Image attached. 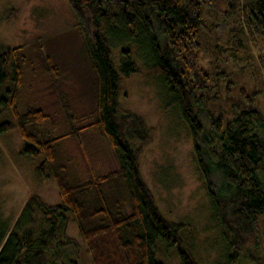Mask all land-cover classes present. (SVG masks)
I'll return each instance as SVG.
<instances>
[{
	"label": "trees",
	"instance_id": "1",
	"mask_svg": "<svg viewBox=\"0 0 264 264\" xmlns=\"http://www.w3.org/2000/svg\"><path fill=\"white\" fill-rule=\"evenodd\" d=\"M217 2L72 0L77 9L87 12L94 28L91 35L85 29V46L98 88L94 121L75 134L99 130L120 167L85 184L73 183L58 164L56 146L65 138L43 139L35 132L50 119L44 110H19L23 48L0 51V137L16 129L20 132L25 141L22 154L44 157L39 177L42 183L57 182L62 201L51 206L31 194L15 222L4 220L0 212V264H80L62 259L66 249L81 247L68 236L73 221L94 264H162L156 258L160 247L176 250L181 264H199L185 248L183 225L165 219L143 179L139 159L151 141L152 128L120 103L123 82L134 75L159 78L189 126L214 214L234 234L229 263L264 264V114L253 108L236 109L229 119L208 111L207 125L199 115L207 109L211 82L200 65L199 34L205 9ZM245 10L249 24L264 27V0ZM114 45L136 46L151 66H139L134 51L125 48L118 67ZM47 61L57 78L56 68ZM113 180L124 181L129 215L119 202L114 201L117 216L110 209L100 185ZM92 192L102 205L92 199Z\"/></svg>",
	"mask_w": 264,
	"mask_h": 264
},
{
	"label": "rangeland",
	"instance_id": "2",
	"mask_svg": "<svg viewBox=\"0 0 264 264\" xmlns=\"http://www.w3.org/2000/svg\"><path fill=\"white\" fill-rule=\"evenodd\" d=\"M260 1L218 0L204 11L199 56L211 82L207 109L199 115L206 125L208 111L229 119L236 109L253 108L264 114V27L249 24L245 10ZM85 29L90 35L94 30L87 12L77 9L72 0H0V51L22 47L25 56L19 110L25 113L32 108L42 109L50 118L35 129L40 138L66 140L94 121L98 88L85 46ZM125 48L134 51L139 66H151L136 46L114 45L118 67ZM47 59L56 68L57 78ZM172 102L156 76L134 75L123 82L122 107L143 117L152 128L151 141L139 159L143 179L165 219L183 225L185 248L199 264H230L228 257L234 248L229 242L234 234L214 214L206 181L195 159L190 128ZM52 127L56 132L51 135ZM82 132V147L74 143L73 148H66L71 140H66L65 146L59 147L64 140L56 146L58 164L67 174L71 176L74 168L97 179L119 170L113 148L103 134L97 129ZM24 147L17 129L0 137V212L4 220L12 222L19 217L29 193L37 195L39 190L38 165L42 160L24 156ZM70 156L72 160L65 163ZM40 183L46 185L41 179ZM117 183L102 184L103 191L115 216L118 208L114 201L119 202V193L126 203L125 214L129 215V195L126 197L122 189L120 192ZM46 191L51 193L52 187L47 186ZM68 236L82 245L79 251L66 249L62 259L94 264L85 252L77 222L70 224ZM156 258L162 264H181L176 250L160 247Z\"/></svg>",
	"mask_w": 264,
	"mask_h": 264
},
{
	"label": "crops",
	"instance_id": "3",
	"mask_svg": "<svg viewBox=\"0 0 264 264\" xmlns=\"http://www.w3.org/2000/svg\"><path fill=\"white\" fill-rule=\"evenodd\" d=\"M71 124V123H70ZM56 132V129H55V127H52V131H51V135L52 134H54ZM84 133L85 132H82V133H79V135H74V137L73 136H71L72 138H67L66 140H71L70 142L71 143H69L68 145H66L67 147L66 148H68V147H72L73 148V144L74 143H78V145L80 146V147H82L83 146V144L81 143L82 142V136L84 135ZM9 134V133H8ZM51 135L49 136V137H51ZM56 138V137H55ZM66 140H64V141H62L61 143H59V147L63 144L64 146H65V144L66 143H64ZM76 140V141H75ZM75 147H76V145H75ZM73 151V150H72ZM72 151H70V152H72ZM76 151H78L77 150V147H76ZM60 153V152H59ZM59 156H60V161H61V163H62V159L63 158H61V154H59ZM38 159H41L42 160V163H43V161H44V157H40V158H38ZM66 159V162L65 163H67V161L68 160H72V156H70V157H68V158H65ZM42 163H40L39 165H38V167H40L41 165H42ZM116 167V166H115ZM36 168H37V166H36ZM118 168H120L119 167V163H118V167H117V169ZM72 171L73 172H70V177H71V180H72V182L73 183H80V184H85V183H88V182H91V181H94V176L93 175H91V179L89 178V173L88 172H86V171H81V170H79V171H77V170H74V168H72ZM118 171V170H117ZM116 170H114L112 173H115V172H117ZM80 172V173H79ZM72 173V174H71ZM84 173V174H83ZM83 174V177H81V175ZM114 182H116V180L115 181H112V183H114ZM118 185H117V187L119 188L120 187V192H121V189H122V191H124V195H126V197H127V192H126V187H125V184H124V181L123 180H118ZM105 184H107V183H105ZM47 186H51L52 187V192L50 193V192H48V191H46V188H47ZM38 187H39V190H38V196H40L41 198H42V200L46 203V204H48V205H51V206H56V205H60L61 203H62V201H61V198H60V192H59V187H58V184H57V182L54 180V179H51V180H48V182H46V185H42L41 183H40V179L38 178ZM102 187V189H103V185L101 186ZM105 188V187H104ZM33 192H30L29 193V196L32 194ZM29 196H28V198H29ZM118 199H119V203H121V204H126L125 203V201H123L121 198H122V196H120V193L118 194ZM92 199H94V201H96V203H98V205H102L101 204V200H100V197H99V195L96 193V192H92ZM28 198H26V200H25V203H26V201L28 200ZM129 202V201H128ZM79 242V241H78ZM80 243V242H79ZM81 244V243H80ZM82 245V244H81Z\"/></svg>",
	"mask_w": 264,
	"mask_h": 264
},
{
	"label": "bare ground",
	"instance_id": "4",
	"mask_svg": "<svg viewBox=\"0 0 264 264\" xmlns=\"http://www.w3.org/2000/svg\"><path fill=\"white\" fill-rule=\"evenodd\" d=\"M23 56V55H22ZM23 58V57H22ZM25 58V57H24ZM54 71V70H53Z\"/></svg>",
	"mask_w": 264,
	"mask_h": 264
}]
</instances>
